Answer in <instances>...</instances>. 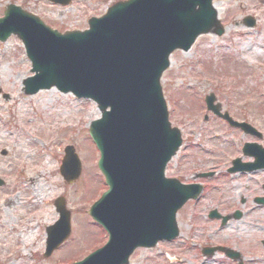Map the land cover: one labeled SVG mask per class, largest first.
Wrapping results in <instances>:
<instances>
[{
  "label": "rangeland",
  "instance_id": "rangeland-1",
  "mask_svg": "<svg viewBox=\"0 0 264 264\" xmlns=\"http://www.w3.org/2000/svg\"><path fill=\"white\" fill-rule=\"evenodd\" d=\"M117 1L76 0L59 7L44 0H0V17L6 5L14 4L60 32L83 30L90 17L101 16ZM213 4L225 34L201 36L188 52L173 53L160 84L171 126L183 139L166 175L187 182L214 171L217 176L207 181V187L217 184L223 191L208 189L199 202L182 209L176 220L179 237L153 250H137L129 264H239L238 260L264 264V214L230 221L226 227L208 219L215 207L234 209L236 188L247 194L243 186L251 191L253 181L264 182V174H225L232 159L243 158L240 150L245 142L264 147V0ZM247 15L255 19L254 28L234 25ZM29 68L20 41L11 37L0 42V177L5 181L0 189V264H72L106 241L86 213L104 191L96 174L98 154L87 138L89 124L99 112L92 102L53 88L24 95L22 82L33 75ZM209 94L233 119L261 132L262 139L231 131L206 113L202 102ZM67 146L75 149L81 163L80 177L72 185L65 184L58 171ZM57 197L66 201L72 231L67 242L45 259V227L57 220L53 207ZM219 246L238 253L239 259L230 261L218 250L210 257L200 252Z\"/></svg>",
  "mask_w": 264,
  "mask_h": 264
},
{
  "label": "water",
  "instance_id": "water-1",
  "mask_svg": "<svg viewBox=\"0 0 264 264\" xmlns=\"http://www.w3.org/2000/svg\"><path fill=\"white\" fill-rule=\"evenodd\" d=\"M50 1L66 4L70 0ZM210 1L119 2L102 19L90 20L89 31L57 36L56 41H48V47L37 40L31 47L36 75L23 82L25 94L54 85L78 98L92 99L102 114L89 132L98 145V166L109 190L89 214L104 225L109 242L80 264H126L136 246H152L157 239L176 236L174 213L187 196L181 195L175 183H166L162 178L164 164L179 141L167 125L157 83L168 66L170 51L187 50L199 34L223 33ZM13 11L8 8L0 20L1 39L5 37L1 29ZM31 37L35 38L34 32ZM213 101L212 95L206 98L208 109L217 114ZM223 118L232 123L227 115ZM232 125L254 133L245 124ZM66 152L68 159L60 173L71 183L77 179L80 167L72 149ZM244 152L255 157V167H264V150L246 145ZM149 166L152 168L148 170ZM143 177L144 186L153 187L152 192L144 194L145 200L138 197L143 196L140 193L128 195L126 190L134 192L130 182L138 183ZM55 207L59 220L46 230V258L70 232L64 200H56Z\"/></svg>",
  "mask_w": 264,
  "mask_h": 264
},
{
  "label": "flooded vegetation",
  "instance_id": "flooded-vegetation-1",
  "mask_svg": "<svg viewBox=\"0 0 264 264\" xmlns=\"http://www.w3.org/2000/svg\"><path fill=\"white\" fill-rule=\"evenodd\" d=\"M237 173H235V174H237ZM184 183H186V182H184ZM187 183H189V182H187ZM202 187H203V189H202V191H203L202 194H203V193H205L206 188H204L205 187L204 185ZM243 188H245V190H247V194L241 193L242 190L239 191V187L234 190V193L236 195H238L237 200L242 205L243 209L239 210L235 207L234 209L222 208V209L218 210L219 209V207H218L216 209L219 211L220 214L226 215L227 209H229V212L231 214L235 213L236 211H239L240 218L248 217V216H250V217L256 216L258 214H264V205L257 202L258 200L264 199V182L254 185V188L251 191H249V189H248L249 186H243ZM208 189L210 191H212L213 189H214V191L217 190L218 191L217 193H219V194L223 191V190L221 191V189H219L217 184L210 186ZM208 189H207V191H208ZM248 191H249V193H248ZM234 198H236V197H232V199H234Z\"/></svg>",
  "mask_w": 264,
  "mask_h": 264
}]
</instances>
